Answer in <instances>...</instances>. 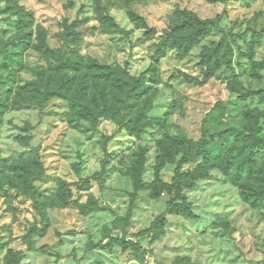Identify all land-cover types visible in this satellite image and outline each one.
<instances>
[{
    "label": "rangeland",
    "instance_id": "rangeland-1",
    "mask_svg": "<svg viewBox=\"0 0 264 264\" xmlns=\"http://www.w3.org/2000/svg\"><path fill=\"white\" fill-rule=\"evenodd\" d=\"M185 11L211 21L210 34L186 58L167 51L156 63L161 32L180 28ZM212 42L225 46L215 70L201 60ZM69 58L146 77V120L126 105L80 117L68 100L47 99L46 74ZM253 93L264 94V0H0V264H139L122 239L142 246L145 264H264V204L254 202L264 156L242 160L264 142V101ZM180 135L212 151L246 149L229 173L216 168L183 190L196 219L167 213L172 197L151 191L128 216L138 145L152 183L158 143Z\"/></svg>",
    "mask_w": 264,
    "mask_h": 264
},
{
    "label": "trees",
    "instance_id": "trees-1",
    "mask_svg": "<svg viewBox=\"0 0 264 264\" xmlns=\"http://www.w3.org/2000/svg\"><path fill=\"white\" fill-rule=\"evenodd\" d=\"M179 17L182 21L180 28H170L161 32L154 54L156 63L164 57L167 51H175L181 59L186 58L212 30L213 23L211 21L202 20L193 13L180 12ZM251 49L253 50L252 46ZM224 50L223 42H212L209 46H205L201 57L203 66L217 69ZM226 65H230L229 60L226 61ZM56 67L45 76L49 91L47 99L60 97L68 100L70 109L80 117L93 119L101 108H103L102 113L109 116L112 113L110 111L116 106L126 105L129 114L136 115L138 124L146 120L153 91V88L147 86L148 79L146 77H132L127 70L119 66H85L84 63L76 62L71 58L67 60L66 64L63 63L61 66ZM60 78L61 81L56 82ZM54 83H57V90L50 88ZM255 97H259L260 100L264 101V94L253 93L247 95L249 99ZM142 108H145V110H142ZM130 133L133 136L138 135V140H141V132L137 131L135 127L130 130ZM248 137L246 135H236L237 141H247ZM256 145V152L250 150L242 159L244 166H250L258 161V158L264 156V142L259 141ZM245 149V147L239 149L235 145H231L229 147L221 146L212 151L206 143L196 142L182 135L176 137L166 136L158 143L155 160V180L152 183H146L143 180V175L148 149L138 145L136 158L132 161L130 168L133 190L128 192V216L135 209L139 194L143 191H151L154 198H159L164 193L172 197L167 203V213L196 219L197 216L191 205L182 197L183 190L194 189L198 181L207 179L216 168L221 169L223 173H229L235 163L236 156L241 155ZM177 158H179V162L171 183L162 182L160 173L163 168L166 164L176 162ZM192 163H196L193 169H184L186 165ZM260 179L264 181V176ZM32 199L36 200L37 198L34 195ZM254 199L255 203L260 202L259 205H263L264 192L258 196L255 195ZM248 200H250V197H248ZM160 219L163 220V215L153 222L152 228L163 226L165 220L160 221ZM119 244L123 250L131 251L134 259L139 264L146 263L147 252L140 244L123 239L119 240ZM6 264H9V260Z\"/></svg>",
    "mask_w": 264,
    "mask_h": 264
}]
</instances>
